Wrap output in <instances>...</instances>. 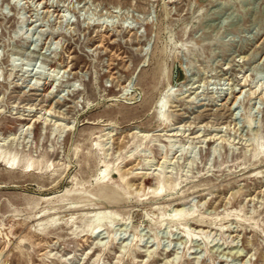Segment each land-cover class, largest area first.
<instances>
[{
	"label": "rangeland",
	"instance_id": "obj_1",
	"mask_svg": "<svg viewBox=\"0 0 264 264\" xmlns=\"http://www.w3.org/2000/svg\"><path fill=\"white\" fill-rule=\"evenodd\" d=\"M1 152L0 264H264V0H0Z\"/></svg>",
	"mask_w": 264,
	"mask_h": 264
},
{
	"label": "bare ground",
	"instance_id": "obj_2",
	"mask_svg": "<svg viewBox=\"0 0 264 264\" xmlns=\"http://www.w3.org/2000/svg\"><path fill=\"white\" fill-rule=\"evenodd\" d=\"M50 76H51V75H50ZM54 78H55V77H54ZM160 102H161V101L159 100L157 106H159ZM162 104H164V103L162 102ZM48 112H49V111H48ZM28 128H29V127H28ZM0 159H1L2 161L5 162V161L7 160V155L4 156V155L2 154V152H1V153H0ZM15 161H16V157H9L7 163L13 165L12 162L14 163ZM28 166H32V165L29 164ZM180 211H181V210H180Z\"/></svg>",
	"mask_w": 264,
	"mask_h": 264
}]
</instances>
